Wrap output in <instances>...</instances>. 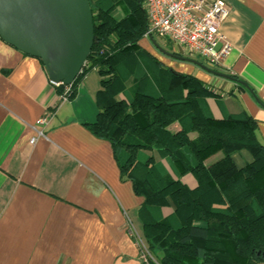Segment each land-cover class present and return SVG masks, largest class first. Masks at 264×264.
<instances>
[{"label": "crops", "instance_id": "crops-1", "mask_svg": "<svg viewBox=\"0 0 264 264\" xmlns=\"http://www.w3.org/2000/svg\"><path fill=\"white\" fill-rule=\"evenodd\" d=\"M224 1L228 14L220 29L232 48L215 66L185 56L165 38L172 44L171 54L158 48L154 37L143 34L137 43L162 67L199 79L212 92L205 101L214 118L246 111L256 121L253 137L264 145V0ZM115 13L119 15L118 9ZM110 32L106 23L95 27V36ZM56 87L39 58L0 37V264H147L136 239L147 246L138 217L142 197L120 176L112 144L86 126L99 110L100 75L95 68L82 74L75 93L65 100ZM127 96L120 92L114 99ZM46 111L48 121L36 124ZM140 111L144 121L153 120L151 103ZM167 128L176 133L181 126L173 121ZM216 136L225 140L236 134ZM190 140L195 148L204 144L194 131ZM218 157L219 152L209 160ZM231 158L238 169L253 161L247 146ZM160 160L173 177L196 186L191 173L179 174L165 158ZM172 208L170 202L163 211Z\"/></svg>", "mask_w": 264, "mask_h": 264}, {"label": "trees", "instance_id": "trees-1", "mask_svg": "<svg viewBox=\"0 0 264 264\" xmlns=\"http://www.w3.org/2000/svg\"><path fill=\"white\" fill-rule=\"evenodd\" d=\"M88 3L94 27L106 23L111 32L94 43L67 98L95 68L99 110L86 126L112 144L120 176L142 197L138 217L149 253L160 264L264 262V145L253 137L256 121L244 110L214 118L205 101L212 92L199 79L162 67L141 49L137 42L147 27L141 0ZM56 88L63 93L62 84ZM120 92H128L127 100L114 99ZM150 103L153 120L146 122L140 110ZM173 121L181 126L176 133L167 128ZM193 131L203 146L192 145ZM216 132L236 136L221 140ZM242 146L253 161L238 169L231 154ZM160 158L179 174L191 173L196 186L173 177Z\"/></svg>", "mask_w": 264, "mask_h": 264}, {"label": "water", "instance_id": "water-1", "mask_svg": "<svg viewBox=\"0 0 264 264\" xmlns=\"http://www.w3.org/2000/svg\"><path fill=\"white\" fill-rule=\"evenodd\" d=\"M0 37L39 58L50 80L71 84L92 51L95 27L88 0H0ZM184 59L245 85L198 60Z\"/></svg>", "mask_w": 264, "mask_h": 264}, {"label": "built area", "instance_id": "built-area-1", "mask_svg": "<svg viewBox=\"0 0 264 264\" xmlns=\"http://www.w3.org/2000/svg\"><path fill=\"white\" fill-rule=\"evenodd\" d=\"M141 4L147 20L145 36L165 38L180 46L187 56L200 58L210 66L217 65L230 53L232 43L220 29L228 14L224 0H141ZM50 82L54 86L62 84L64 91L59 96L61 100L67 99L71 84ZM49 115L50 111H46L35 123L45 124ZM36 131L37 135L42 134L41 130ZM35 139L36 136L32 137L30 142ZM136 239L142 259L153 264L148 260L151 254L147 246L137 235Z\"/></svg>", "mask_w": 264, "mask_h": 264}, {"label": "rangeland", "instance_id": "rangeland-1", "mask_svg": "<svg viewBox=\"0 0 264 264\" xmlns=\"http://www.w3.org/2000/svg\"><path fill=\"white\" fill-rule=\"evenodd\" d=\"M98 35L96 34L95 36V44L97 43L98 41ZM155 40H156V43L155 45L160 48V49H163L164 51H166L167 53H170L171 50H173V47L171 46L172 44L170 42H168L167 40L161 38L160 36H154ZM171 54V53H170ZM185 55V53H184ZM186 56V55H185ZM141 252V251H140ZM142 253V252H141ZM152 255V254H151ZM148 260L150 261H156V259L153 257V255L151 256V258ZM258 264H264V262H261V263H258Z\"/></svg>", "mask_w": 264, "mask_h": 264}]
</instances>
